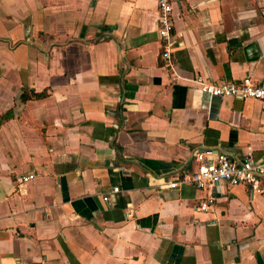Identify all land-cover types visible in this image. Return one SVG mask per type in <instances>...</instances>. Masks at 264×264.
I'll return each instance as SVG.
<instances>
[{
  "label": "crops",
  "instance_id": "obj_1",
  "mask_svg": "<svg viewBox=\"0 0 264 264\" xmlns=\"http://www.w3.org/2000/svg\"><path fill=\"white\" fill-rule=\"evenodd\" d=\"M171 3L167 62L157 0H0V264H264V175L183 180L264 155V103L194 80L264 83V0Z\"/></svg>",
  "mask_w": 264,
  "mask_h": 264
},
{
  "label": "built area",
  "instance_id": "obj_2",
  "mask_svg": "<svg viewBox=\"0 0 264 264\" xmlns=\"http://www.w3.org/2000/svg\"><path fill=\"white\" fill-rule=\"evenodd\" d=\"M158 9V33L161 41L160 56L169 62L171 60V47L175 41L173 37V15L171 0H157ZM201 90L216 96H233L238 98H254L264 103V83L257 81L250 74L239 79H226L219 82L208 81L202 75L194 78ZM196 159L195 168L183 179L199 189L209 188L218 182L225 181L229 184L246 183L252 189H259L261 177L264 175V155L257 161L252 155L242 160H233L226 151L216 148L194 150ZM27 179V177H24ZM169 186H177L173 181ZM117 191V187L113 188ZM109 201V195H104ZM213 200V196L207 197L197 204L196 208L205 209Z\"/></svg>",
  "mask_w": 264,
  "mask_h": 264
},
{
  "label": "trees",
  "instance_id": "obj_3",
  "mask_svg": "<svg viewBox=\"0 0 264 264\" xmlns=\"http://www.w3.org/2000/svg\"><path fill=\"white\" fill-rule=\"evenodd\" d=\"M48 94L47 89H42L40 91H35L34 89L28 90L26 86H23L22 92H21V99L26 100L27 98L35 97V98H41ZM10 116V110H7L5 113L0 115V121L4 118H7Z\"/></svg>",
  "mask_w": 264,
  "mask_h": 264
}]
</instances>
